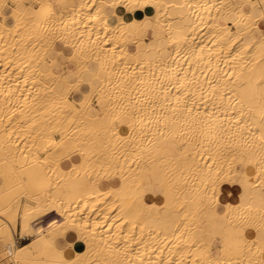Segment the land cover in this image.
I'll list each match as a JSON object with an SVG mask.
<instances>
[{"label": "bare ground", "instance_id": "6f19581e", "mask_svg": "<svg viewBox=\"0 0 264 264\" xmlns=\"http://www.w3.org/2000/svg\"><path fill=\"white\" fill-rule=\"evenodd\" d=\"M260 23L264 0H0L9 264H264Z\"/></svg>", "mask_w": 264, "mask_h": 264}, {"label": "crops", "instance_id": "0c3cea01", "mask_svg": "<svg viewBox=\"0 0 264 264\" xmlns=\"http://www.w3.org/2000/svg\"><path fill=\"white\" fill-rule=\"evenodd\" d=\"M53 2H55V0H52ZM9 5V4H8ZM118 12L119 13H123L124 11L121 9V8H119L118 9ZM125 16L126 17H129V15L128 14H126L125 13ZM264 26V23H260V28L262 29L263 27H261V26ZM153 35V32H152V29L150 28V27H148V36H152ZM148 40L149 39H145L144 40V44H147V42H148ZM48 55H53L54 54V52L52 51V50H48ZM64 60H61V59H59L58 60V63H62ZM74 68V65L73 64H70V63H67V62H65V64H64V66H61V68H60V72H64V71H71L72 69ZM19 230V226H17V231ZM15 240H16V244L17 245H20V244H22V243H24V242H26L27 241V238H24V237H19V234L18 233H16V237H15ZM75 240V234L74 233H72V232H69V233H67L66 234V236L64 237V238H59L58 240H57V242H56V244L59 246V247H61L62 249H66V250H68V249H72V250H75V248H77V243H73L72 245H69L68 244V242L69 241H74ZM58 242H59V244H58ZM212 242L214 243V244H217L219 241L217 240V239H212ZM213 249H214V252L216 253V251H215V246H213Z\"/></svg>", "mask_w": 264, "mask_h": 264}, {"label": "rangeland", "instance_id": "374dc122", "mask_svg": "<svg viewBox=\"0 0 264 264\" xmlns=\"http://www.w3.org/2000/svg\"><path fill=\"white\" fill-rule=\"evenodd\" d=\"M33 4L36 5L37 3H33ZM219 22H220L219 25H221V24H223V23L226 24V20H225L224 18H223V19L221 18ZM261 27L264 28L263 25H262ZM73 93H74V91H73V90L71 91V89H70V91H69V93H68V96H69V97H72V94H73ZM70 94H71V95H70ZM92 94H93L94 96H93ZM95 95H97V93H95V92H94V93L92 92L91 95H90V101L93 102V103H96V102H97V98H96ZM91 96H92V97H91ZM101 113H102L101 111H98V114H99V115H101ZM40 154H41V153H40ZM256 181H257V180H256ZM18 194L20 195V194H22V193L19 192ZM19 195H18V196H19ZM20 197H21V199H23V196L20 195ZM175 217L177 218V217H179V215H178L177 213H175ZM46 219H47V220H46ZM49 219H50V217H46V218L42 219L41 222L45 223V222H47ZM45 220H46V221H45ZM17 226H19V225H17ZM16 228H17V227H16ZM16 230H17V229H16ZM16 233H17V232H16ZM14 237H16V234H15V233H14ZM27 241H28V240H27ZM24 243H25V242H24ZM22 244H23V243H22ZM58 244H59V242H58ZM0 262L5 263V264H9V263L11 262V260L9 259V257H5V256L3 257V256L0 254ZM92 262H93V261H92Z\"/></svg>", "mask_w": 264, "mask_h": 264}, {"label": "built area", "instance_id": "2783aa9c", "mask_svg": "<svg viewBox=\"0 0 264 264\" xmlns=\"http://www.w3.org/2000/svg\"><path fill=\"white\" fill-rule=\"evenodd\" d=\"M20 237V236H19ZM15 242H16V240H15Z\"/></svg>", "mask_w": 264, "mask_h": 264}]
</instances>
